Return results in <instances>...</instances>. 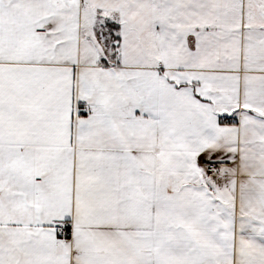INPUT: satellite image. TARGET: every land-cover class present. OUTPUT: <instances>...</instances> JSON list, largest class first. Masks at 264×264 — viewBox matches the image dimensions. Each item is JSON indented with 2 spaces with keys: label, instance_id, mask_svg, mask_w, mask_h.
<instances>
[{
  "label": "snow or ice",
  "instance_id": "obj_1",
  "mask_svg": "<svg viewBox=\"0 0 264 264\" xmlns=\"http://www.w3.org/2000/svg\"><path fill=\"white\" fill-rule=\"evenodd\" d=\"M0 264H264V0H0Z\"/></svg>",
  "mask_w": 264,
  "mask_h": 264
}]
</instances>
